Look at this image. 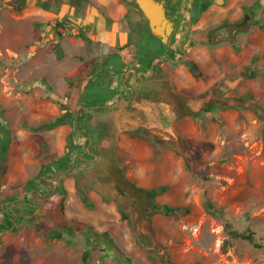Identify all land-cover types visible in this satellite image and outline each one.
Returning <instances> with one entry per match:
<instances>
[{
	"label": "rangeland",
	"instance_id": "rangeland-1",
	"mask_svg": "<svg viewBox=\"0 0 264 264\" xmlns=\"http://www.w3.org/2000/svg\"><path fill=\"white\" fill-rule=\"evenodd\" d=\"M8 1L0 0V122L11 134L3 160L2 209L17 203L5 196L28 180L47 186V193L52 189L34 182L44 178L38 176L40 156L44 147L66 148L72 125L56 120L75 113L80 98L88 104L115 92L102 84H108L114 65L124 64L118 34L130 39L126 45L134 46L140 34L145 43H160L141 14L131 19L129 0H62L49 9L39 5L42 0H26L20 10ZM211 11L206 20H214ZM123 12L126 18L111 32L116 22L111 18ZM257 18L234 46L196 38L182 44L176 28L172 50L182 47L186 53L178 50V58L158 60L161 68L142 85L127 79L136 95L118 101L105 117L111 130H102L98 154L82 165L80 178H64L62 210L59 197L49 196V203L19 223L12 213L16 223L0 229V264H95L104 254L103 264L126 258L129 264H166L167 257L180 264H264V6ZM108 56L111 70L102 76L109 79L98 83ZM186 58L203 73L193 75ZM162 186L158 202L187 206L189 212L155 213L150 222L144 211L149 189ZM35 191H28L34 201ZM207 199L223 213H210ZM228 223L253 231L262 246L232 237Z\"/></svg>",
	"mask_w": 264,
	"mask_h": 264
},
{
	"label": "trees",
	"instance_id": "trees-1",
	"mask_svg": "<svg viewBox=\"0 0 264 264\" xmlns=\"http://www.w3.org/2000/svg\"><path fill=\"white\" fill-rule=\"evenodd\" d=\"M79 0H69V2H75ZM16 2V5L14 6L15 10H20L21 8H23L26 5V0H9L8 4L9 5H13ZM62 2V0H42L40 2V6L44 9H49L51 5H55L58 6L60 3ZM200 0H196L195 4H194V10L197 9V11L200 10V8L197 6L199 4ZM189 10V8H188ZM199 12L195 13L194 19H197V15ZM77 36L80 37H84L83 34H79L76 33ZM142 35V34H141ZM157 38V37H156ZM158 39V38H157ZM136 48H135V54H134V59L135 61H133V63L129 64V66L134 65L135 63H138V66H136L137 70L140 69H146L149 68L152 64V61L163 55L164 50L167 49V58L170 59H175L178 58L180 56V54H178L176 51L179 50L180 53V48H177V50H172V48L170 46L165 47L162 46L161 43L156 42L155 46H152V44H149V42L145 43V41L143 42L142 40L138 41L136 44ZM107 63L104 64V70L103 73H98V80L97 82L100 83L102 77V74H104L109 68H111L112 66V59L109 58L107 61ZM123 67H118L116 65H114V75L113 77L110 78V80L108 81V84H106V86H104V84H102V86L100 85L102 88H106V87H110V85L112 83L117 84V88H115V92L111 93V98H99L97 102H99V105H103L106 104V102H114L115 97H116V93L117 91H119V85L120 82H117V79L119 76H124L125 70L126 68H124V65H122ZM158 69V64L154 65V70ZM95 73V71H91V73ZM106 79V78H105ZM96 80H93L95 83ZM91 81V80H90ZM80 103H84L85 104V100L83 98H80L79 100ZM97 102H87L88 104H93L96 105L95 103ZM86 104V105H88ZM94 112V109H86V108H80L77 117H74L75 113H67L61 117H58L56 120V123H67L69 122L70 125H72L73 128V133L70 134L68 136V140H67V146L69 148L68 151H64L61 155L56 154V153H52V152H48L47 148L44 147V150L40 156V166L38 169V176H42V175H47V176H51L55 171L60 170V169H65L68 166H70V164L72 163V159L73 156L75 154H78V158L76 160V164L74 165V167L70 170V171H66L63 172L61 174H57L52 180H46L45 178H43L40 181H34L37 184H48L52 186V189L46 194L43 195V192L47 191V186L43 187L42 185H40L39 187H37L36 185L33 184H29L30 180H28V184L27 186H25V184H23L16 194H14V192H10L7 196H5V200H18L17 203H12V204H7L3 209L0 208V228H8L10 226L13 225L14 222V215L12 213H15V216L17 217V223H19L21 220H25L28 218L29 214L32 213V211L35 209V206L32 205V193L28 192L30 189L35 188L36 191L34 193L36 200H37V205L38 204H42L43 206L45 205V203H49L48 202V197L49 196H53L52 198L59 197L58 201L60 202V210H62L63 207V198L64 195L66 193V188L64 187V176H74L76 178V180H78L80 178L79 175H77V173L79 171H81V164H86L89 163V161H86V159L91 158L89 152H88V148H87V143H88V138L84 137L82 134H80L78 132V130L81 131V133L85 134V135H90L92 136V144H91V149L93 151H96V145L98 143V141L100 140V134L102 133L101 130H103L104 128H106V130H110L111 129V122L110 123H106V122H98L96 124H90L85 122V114H90ZM72 114V117L70 119V115ZM67 115V116H66ZM77 121V122H76ZM109 127V128H108ZM10 141H11V134L10 131L2 126L1 122H0V187H1V178L2 175L4 173L5 167H4V158L6 156L7 153V149L10 145ZM83 157V158H81ZM118 167V166H117ZM35 179V178H33ZM32 180V179H31ZM42 181V182H41ZM166 186H162L160 188H151L149 189V200H150V205L149 207L145 208V212L147 213V217L149 219V221L151 222V218L155 213H161L167 216H174V215H184L186 213L189 212V208L187 206H179V205H170L168 203H160L158 202L155 197L156 195L161 191V190H165ZM2 194L1 190H0V195ZM61 195V197L59 196ZM2 200H4V198H0ZM82 199L84 200V202H86L87 200V196L82 195ZM30 202L29 203H26ZM1 201V200H0ZM24 201V203H23ZM20 205V206H24V210L25 212H14V209H12V207H14L15 205ZM204 206L205 208L210 212V213H223V209L221 207H216L209 199L205 200L204 202ZM29 213V214H28ZM230 225V223H228ZM231 227V225H230ZM58 229V228H56ZM54 231V236H61V233L59 230H55ZM105 233V232H103ZM229 234L232 237L235 238H243L248 240L250 243H252L254 246L256 247H261L262 244L256 241L255 238V234L253 231L249 230V229H245L243 231L237 230V229H233L232 227L229 229ZM106 254H104V256H102L101 258H99L95 264H103L104 258ZM83 260L87 261L90 257V251L89 249H85V251L82 254ZM121 264H129L130 263V259L126 258V260H123L122 262H120ZM166 264H180L178 262H176L175 260H172L170 258L167 257V263Z\"/></svg>",
	"mask_w": 264,
	"mask_h": 264
},
{
	"label": "crops",
	"instance_id": "crops-1",
	"mask_svg": "<svg viewBox=\"0 0 264 264\" xmlns=\"http://www.w3.org/2000/svg\"><path fill=\"white\" fill-rule=\"evenodd\" d=\"M129 1H131V0H129ZM194 2H195V0H190V8L188 7L189 10L188 9L186 10L187 23H188V20H190L189 21L190 24H188V26L186 24H184L182 26L183 21L181 20L179 22L178 19H177L176 28L180 29V31L178 32V37H181L184 34L185 39L183 40V42H187L191 38H193V40L196 38V39H198L201 42L208 43V41L205 40V35L204 34L207 33L210 30V28L212 29L214 26L220 24L221 20L227 19V18H231V17L235 16V14H233V13H231L229 11V8L235 6L236 3H238V0H224V1H222L223 3L221 1L219 2L218 0H210V2L205 1V2H207L209 4L202 11H201V7H200L199 11H197V10L195 11L194 10V7H193L194 6ZM256 2H258V5H256L253 8V10L256 11L255 18L257 17V14H258L259 10L261 11V7L264 6V0H256ZM130 8L133 10L132 15H131V19H134V21H137L139 19V17H137V15L141 14V13L135 7H133L132 5H131ZM211 10L215 11L214 14L212 15L214 20L209 21L208 19L206 20L204 17H205V15H211V13H212ZM196 12H199V13L197 15V19H194V16H195ZM173 15H175V14L173 13ZM123 18H126V13L125 12L121 13V15H117L116 17L114 16V19L111 18L112 20L116 21V22H114V26L112 27L113 30H111V32H113V33L116 32L115 29H117V27L119 25V23H117V22H120V20H122ZM143 24H145V21H144ZM124 34L125 33H123V31H121L118 34V36H117V42L120 45L124 46V47H122L123 49H121L120 51H118V49H117V51L119 52V57H122V60L124 62V64H123L124 68H126L124 76L122 77V80H121L122 81L121 82V86L119 85V89L120 90L117 91L115 100L111 104L109 103V104H105V105H102V106H92V107L89 106V107H87L86 109H94V112H92L90 114H85V121L86 122H89V123L90 122H94V121L105 122V120H104L105 119V117H104L105 114L112 115V111H114V108L117 107L116 103L118 101L119 102H126V101L130 102V101H132L134 96L136 95V93L135 92L131 93L130 90H132L133 88H132V86H130L126 82L127 79L130 78V77H133L136 80V84L138 86L144 84L146 78H149L150 76H152L154 74V65L159 63L158 66H159V68H161L160 67L161 64H160V62L158 60H165L167 58V49H165L163 55L155 58L152 61V64H151V66L149 68L137 70L136 66H138V63L134 64L136 66H133V65L129 66V64H131V63H133V61H135V59H134L135 48H136L135 44L138 41L141 40L142 35L140 34V35H138V38H135V44L133 46V44L126 45V44H128L130 39H126ZM174 35L175 34L173 32L172 36L173 37L176 36V38H177V35H175V36ZM113 42H114V39L112 38V40L109 42L110 43V48L112 47ZM183 42H182V44H183ZM131 46H133L134 48H131ZM165 47H167V46H165ZM170 47L172 48V44L170 45ZM180 49H181V52L184 51V49L182 47H180ZM190 51H191V53H194L192 51V49ZM109 58L110 57L108 56V58L105 60V63H106V61ZM198 66L200 68L199 64H198ZM108 70H111V68H109ZM105 78H106V80L109 79L107 77H102L101 82ZM85 85H86L85 83L82 85L81 90L83 89V86H85ZM113 87L116 88V84L115 83H112L110 85V88H113ZM125 93L128 94L127 97L124 96ZM102 108L103 109L105 108L107 112H105V111L103 112ZM63 182H64V180H63ZM47 191L43 192V195H46ZM66 192H67V188H66Z\"/></svg>",
	"mask_w": 264,
	"mask_h": 264
},
{
	"label": "water",
	"instance_id": "water-1",
	"mask_svg": "<svg viewBox=\"0 0 264 264\" xmlns=\"http://www.w3.org/2000/svg\"><path fill=\"white\" fill-rule=\"evenodd\" d=\"M168 0H131L130 4L135 7L144 17L145 22L149 28L150 34L153 37H157L159 42L163 46H168L172 34L176 28L177 17L173 14H169L166 10ZM256 11L247 13L241 22L226 23L216 27L213 31V36L218 35L221 38L229 39L230 41L236 40V34L239 32H246L249 28L257 23L255 18ZM193 75L199 76L202 74L201 69L197 63H194L191 68ZM80 106H83L82 104ZM85 136V135H84ZM91 141V137H88ZM91 153L90 149L88 150ZM75 158H73V163ZM72 166V165H71ZM67 168L69 170L71 168ZM46 178H51L47 177Z\"/></svg>",
	"mask_w": 264,
	"mask_h": 264
},
{
	"label": "flooded vegetation",
	"instance_id": "flooded-vegetation-1",
	"mask_svg": "<svg viewBox=\"0 0 264 264\" xmlns=\"http://www.w3.org/2000/svg\"><path fill=\"white\" fill-rule=\"evenodd\" d=\"M205 1L210 2V0H200L199 4L197 5L199 8L201 7V11L204 10L207 7V5L209 4V3L205 2ZM218 1L219 2L221 1L222 2L224 0H218ZM195 2H196V0H195ZM195 2H194V4H195ZM256 5H258V2H256V0H238V3H236L235 6L229 8V11L231 13L235 14V16H233L231 18L223 19V20L220 21L221 22L220 24L214 26L212 29L210 28V30L207 33L204 34L205 35V40H207L208 43H210V44H220V43L228 42L229 44H231V45L234 46L235 43H236V41L239 39V37L244 32L237 33L236 34V40L230 41L229 39L221 38L220 35H218L217 37H214L213 36L214 29L216 27H218L220 25H223V24H226V23L241 22L244 19V17L246 16L247 13H251V12L254 11L253 8ZM188 7L190 8V0H168L167 1V5H166V10L168 11L169 14H173L174 13L177 16V19H178L179 22L182 20L183 21L182 26L184 24H186L188 26V24H190V22H189L190 20H188V23H187L186 22V18L185 19H181L180 18L181 16L186 17V10L188 9ZM197 9H195V11ZM182 37L183 38L180 39L181 42L185 39L184 34H183ZM182 53L185 54L186 52L183 51ZM183 60L184 61L185 60L190 61V63H191L189 65L190 71H191V68H192L193 64L194 63H197L195 61H192V59L190 60L189 58H186V59H183ZM201 71L203 73L202 68H201Z\"/></svg>",
	"mask_w": 264,
	"mask_h": 264
},
{
	"label": "clouds",
	"instance_id": "clouds-1",
	"mask_svg": "<svg viewBox=\"0 0 264 264\" xmlns=\"http://www.w3.org/2000/svg\"><path fill=\"white\" fill-rule=\"evenodd\" d=\"M142 15V14H141ZM143 19H144V17H143ZM256 19L258 20V18L256 17ZM144 21H145V19H144ZM258 22V21H257ZM146 23V22H145ZM255 25V24H254ZM176 29V28H175ZM175 32V31H174ZM172 38H173V36L171 37V40H172ZM171 40H170V44H171ZM170 44L168 45V46H170ZM167 46V47H168ZM83 105V106H79L78 107V109L76 110V112H75V114H74V117H77V115H78V112H79V110H80V108H87V107H89V105L87 106L86 104H84V103H79V105ZM103 105H105V104H103ZM94 106H102V105H94ZM92 107V106H91ZM90 107V108H91ZM103 109V108H102ZM105 109V108H104ZM106 110V109H105ZM106 116H108L107 114H105V116L104 117H106ZM77 122V121H76ZM86 122V121H85ZM95 122V121H94ZM106 122V121H105ZM87 123H89V122H87ZM92 122H90V124H91ZM98 123V122H97ZM107 123V122H106ZM111 124H112V122H111ZM112 126V125H111ZM109 128V127H108ZM111 130V129H110ZM109 130V131H110ZM102 131V130H101ZM78 132L80 133V134H82L83 136L85 135V134H83V133H81V131L80 130H78ZM68 136L69 135H67L66 136V144H68L67 143V140H68ZM84 137H91V141H89V139H88V143H87V148H88V150L90 149V151L92 150L90 147H91V144H92V136H88V135H85ZM69 150V148H68V146H66V148L62 151V152H58V151H48V152H52V153H56V154H59V155H61L64 151H68ZM97 150V149H96ZM89 152V151H88ZM94 154V156H96L97 154H98V152H96V151H91V153H89L90 154V156H91V154ZM78 154H75L74 156H73V158H75V162L73 163V159H72V163L70 164V166H71V168L69 169V170H66L67 168H69L70 166H68L67 168H65V169H60V170H57V171H55L51 176H47V175H42V177H44L45 179H46V177L45 176H47V177H51L50 179L48 178V180L50 181V180H52L57 174H61V173H63V172H66V171H70L73 167H74V165L76 164V160H77V158H78ZM81 158H83V157H81ZM91 158H92V156H91ZM91 158H89V159H86V161H89V163H86V164H91ZM82 165L83 164H81V168H82ZM65 177H73V178H75L74 176H64V178ZM64 183V182H63ZM50 187H51V185H50ZM64 187H65V185H64ZM66 188V187H65ZM36 200V199H35ZM15 201V200H14ZM26 203H29L30 204V202H27L26 201ZM32 205L33 206H35V208L38 206H41L40 204H38L37 205V200L36 201H34V200H32ZM16 223V219L14 218V222H13V225ZM12 225V226H13ZM12 226H10V227H12ZM0 229H4V228H0ZM7 229V228H6Z\"/></svg>",
	"mask_w": 264,
	"mask_h": 264
}]
</instances>
